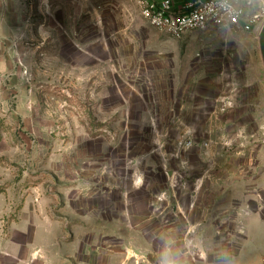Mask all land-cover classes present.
I'll return each instance as SVG.
<instances>
[{"label":"rangeland","instance_id":"374dc122","mask_svg":"<svg viewBox=\"0 0 264 264\" xmlns=\"http://www.w3.org/2000/svg\"><path fill=\"white\" fill-rule=\"evenodd\" d=\"M40 228L76 263L264 264L258 35L176 40L130 0H0V263Z\"/></svg>","mask_w":264,"mask_h":264},{"label":"built area","instance_id":"2783aa9c","mask_svg":"<svg viewBox=\"0 0 264 264\" xmlns=\"http://www.w3.org/2000/svg\"><path fill=\"white\" fill-rule=\"evenodd\" d=\"M142 18L176 40L195 31L258 35L264 24V0H130Z\"/></svg>","mask_w":264,"mask_h":264},{"label":"crops","instance_id":"0c3cea01","mask_svg":"<svg viewBox=\"0 0 264 264\" xmlns=\"http://www.w3.org/2000/svg\"><path fill=\"white\" fill-rule=\"evenodd\" d=\"M17 1V0H13ZM20 1V0H18ZM176 5H181L189 0H173ZM83 225H91L93 222L90 220V218H85L82 220ZM86 221V222H85ZM97 222H101V219H95ZM49 223H53L50 221ZM42 226V224H41ZM106 227V226H105ZM39 233V236H36V240L34 242L35 250L34 251H21L20 249H16L14 246H11L12 248L7 251H3V261L0 264H84L83 259H80L79 262L76 263L75 260V252H74V246L72 247L69 244H64L62 241H57V237L53 234L49 235L46 234L45 236L42 235V229L40 228L37 230ZM85 234H82V236H78L79 238L84 237ZM76 236V238H78ZM78 238V239H79ZM84 240V239H83ZM58 243V244H57ZM50 244L51 252L49 253H41L37 251V247L39 245H47ZM57 244V246L53 245ZM53 247H57L58 250L62 249V252L54 251ZM56 248V249H57Z\"/></svg>","mask_w":264,"mask_h":264},{"label":"water","instance_id":"95a60500","mask_svg":"<svg viewBox=\"0 0 264 264\" xmlns=\"http://www.w3.org/2000/svg\"><path fill=\"white\" fill-rule=\"evenodd\" d=\"M258 41H259V50H260L262 62L264 65V24L262 25L258 33Z\"/></svg>","mask_w":264,"mask_h":264},{"label":"bare ground","instance_id":"6f19581e","mask_svg":"<svg viewBox=\"0 0 264 264\" xmlns=\"http://www.w3.org/2000/svg\"><path fill=\"white\" fill-rule=\"evenodd\" d=\"M141 181V177L138 178Z\"/></svg>","mask_w":264,"mask_h":264}]
</instances>
